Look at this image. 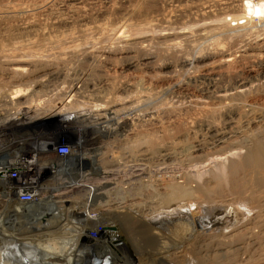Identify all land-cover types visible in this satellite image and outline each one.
Masks as SVG:
<instances>
[{"label": "rangeland", "instance_id": "374dc122", "mask_svg": "<svg viewBox=\"0 0 264 264\" xmlns=\"http://www.w3.org/2000/svg\"><path fill=\"white\" fill-rule=\"evenodd\" d=\"M65 1H66V3H69V1H71V0H59V5H60L59 7H61V12L63 13L64 18H66V16H67V18H69L70 20H72L74 22L76 20L77 21L81 20L83 23L89 24V21H92V20L93 21H100L106 17L109 19V21L111 23L113 21L119 20L122 16H124V17L128 18V21L130 22V23L128 22L129 26H130V24L132 26V27L130 26L125 31V34H124L125 37L134 38V37H137L138 35L140 37L141 36L142 37L140 39L139 38L136 39L138 41H136V40L131 41L134 45L131 42L129 43L130 45L132 44L131 47L134 46L133 48H130L131 52L129 53V55L128 54H120L119 52H118L119 53V55H118V53L116 52V54H114L115 57L112 58L111 55L112 56H114V55L109 54V57L107 58L108 55H106L105 59H103V57H105V56H102V60H101V55L95 54V53H94L95 55L93 53H91L93 55L86 54L85 56L76 55V59H75V56H74V58L72 57L73 59L69 55H65V57L63 56L64 59H62V57L60 56L59 59L61 61L55 60L53 58H48L50 60H46V61H49V63H46L44 67H42V66L32 67L33 64L29 65V67H27L28 64L24 65V68L26 67V69H24L26 72H24L23 75L21 74L22 77L20 76V73L19 74L13 73L9 70V68H7L5 70L6 67L0 66V68H1L0 69V72H1L0 73V88H2L4 90L12 91L15 89L11 90V88H12L11 86H14L15 83H16L15 86H17L19 83V85H18V86H20L19 88L24 90V91H22V93L23 92L25 93V91L27 92V94L25 96V97H27V95L28 96L31 95L30 90H33L34 92H36L38 87H40L38 90L40 93L38 95H36V93H35L33 95V97L30 98L31 100H35L34 102H25L24 103L23 100L25 98H22L24 96H22L21 98L18 97V99H14L15 102H20L18 107H16V109L11 110L12 107L9 106V108L7 107L8 109H10L9 111H1L0 112V129L6 128V127H7L6 129L15 128V126H12L11 128H9L12 125L11 124L12 122L11 123L9 122V121H11L9 116L19 112V110L21 108H25V107L30 106V105H35L37 102H41V104H43L42 107L46 106L45 110L52 109V107H53V110L54 109L56 110L58 108L56 110V112H59V114L60 113L61 114H66V113L67 114H69V113L70 114H78V113H80L79 115L82 118H83V115H86V114H92L93 116H96V115L99 116L100 115V117H102V118L98 117L101 120L102 124H101V122L99 123L100 120L98 122L91 120L92 117H88V118H90V120H82L83 122L80 121V123H79L81 126H84V127H82V130L79 133L80 137L83 140L82 141V148L79 152L85 154L86 157H88V161L85 164H83V166H81V169L83 172L82 174L83 175H87V174L89 175V176H87V178H89V183L92 186L97 188L96 194L99 195L98 198L100 200L99 201L97 199L96 203H93V204H90L88 202H85L83 204L87 205V207H89V208L92 207L91 210L93 209L95 204L96 205L98 204L99 206H101L100 210L102 211L103 209L108 210V206H110V208H111V205L113 207L110 210H112L114 208V206H117L114 204H117V202L119 203V202L125 201L126 204H129V203L135 204V206L133 208H134V210L137 209V212H138L137 215H139L142 212L146 216V217L144 216V218L157 219L158 221H157V224L155 223L154 225L150 226V229L152 231L151 230L144 231V235L146 234L147 236H140L141 233H138L135 236L136 241L134 240V243H133V241H132V243L134 245H137V246H134L132 244H131V246L125 245L127 248L129 247L127 250H126V248L125 249L123 248L124 246H122V245H124V244H121L122 243L121 241L115 243L116 242V241H114L115 239L110 241L112 243V245L109 248H107V249L104 248L102 250H99L98 247L103 244L102 243L103 241H100V242H98L99 240L93 241V243H99V244L97 246H93L92 249L89 250V252L85 251V254L88 255L87 259L91 262L93 260L98 261V263H96V264H103V263L104 264H137L138 261H139L138 264H142V263L143 264H158V263L159 264H174V263L175 264H263L264 263V169L262 170V174L260 171L261 179L258 182H256L255 179L257 178L256 176L258 174H256V173L251 174L247 170H242L241 172L238 171V172L231 173V168H232L231 166H232V164L236 163L237 161H241L242 159L245 158V156L247 155V153L251 147V146H249V145H251V142H253V143L257 142V141H254L256 138H258V141H259V140H262V138L264 137V133H263V131H264V119H263L264 118V116H263V114H264V92L262 90H259V91L255 90V92L257 91V93H255V92H253V93L256 95H253L252 92L249 94H246L248 98H246V96L244 94L243 100H246V101H243V102H245L246 105L245 104H243V105L245 108L242 106V104L239 105L240 102H238L239 100L242 101V99H241L242 96L240 98L238 97V98L232 99L233 101L230 100L228 102L229 104H225L227 101L224 102V104H223V102L220 103L218 101H216V103H215L214 102L215 100H213V101L212 100H209V101L204 100L206 102H204L203 105H204V107H206L207 110L209 108V110H208V112H206L204 114L201 113L200 115H198L196 117H194L195 113L192 110H190V108H188L187 105H189V104H186V103H188L187 101L189 100L188 96H190V93H191L190 91L195 90L196 92H201L202 90H206V89L209 90L208 81H205L206 79L201 78L202 77L201 74L202 75L206 74L204 71H209V69H210L209 67L212 66L209 73H212V72L214 73V71H215V74H216L219 71L220 74H228L227 77L229 76L228 77L229 81H232L236 77L242 78L244 76V78H245L246 77V75H245L246 69L250 68V69L255 70V71L258 70L259 69L258 66H260L262 64V62H264V56L261 58V60L260 59L255 60L254 63H253V60L249 59L251 61V64L248 62L249 60L247 61V59H245L247 62L245 60L242 61L243 59L242 60L238 59L240 61V62H238V60L236 59L237 63L235 61L234 65L232 63L230 65V67H228L227 70L229 72L226 69L223 70V72H221L222 69L218 70L213 65L209 66L208 63H210V62H205V64H203V65L196 66L193 71H190L193 74V76H192L193 80H191L192 81L191 84L189 83L190 87L188 88L189 91L187 92V94L189 92L190 93L188 95L186 94V92L179 94L178 92H175L174 90H170V88L167 85H165L164 83H161L162 79L161 78L159 79V77L163 78V75H162V73H160V70H158V69L156 70V68L158 67L156 65H159L161 62H164V61H170V62L174 61L173 56H171V55L166 56L163 54V51H162V49L164 48L163 47L164 44H166L170 40H173L172 37H168V34H171L174 30L183 29L185 26L191 27V25H192V28H193L194 27L193 26V24H194V21H193L194 18L193 17H195L194 15H198L201 12V10H203L202 5H203V2H205V0H202V2H201L202 5L200 3H196V2H195V4H194V2L193 3H190V2L185 3L184 2V1H188V0H184V1H182V0H118L117 1L116 0L117 2H115L116 4L113 6V8H111V10L107 9L103 5V4H105V2H104L105 0L104 1L103 0H80L82 5L85 7V12H82L80 15L79 14L75 15L76 17L72 16L71 14L69 15L68 13L63 11L62 8L66 5ZM236 1L239 5L241 4L242 6L246 7V4L249 3L251 0H236ZM259 1L262 3V6L264 7V0H259ZM60 2H62V3H60ZM75 2L76 1L74 0L72 2V4H74ZM240 2H242V3H240ZM252 2L254 3L255 0H252ZM255 4H257V2H255L254 5ZM62 5H64V6H62ZM216 9L217 8H214L212 10L215 11ZM188 12H189V14H188ZM216 14L217 13H215V15ZM80 18H82V19H80ZM166 20H168V21L170 20V21L166 23L165 22ZM227 20H229V18H227ZM149 21H153V26L155 25L154 26L155 28L154 27L152 28L153 32H151L152 30H149L147 32V29L145 30V25L142 24L143 22L145 23V22H149ZM253 22H254L253 23L254 25L257 23L256 18L253 19ZM142 25H144V28H141ZM256 25H257L256 28H258L259 25L258 24H256ZM172 29H173V31H172ZM1 32L2 31H0V34H1ZM126 32H129V33L131 32V33L130 34L127 33V35H126ZM165 33H166V35H165ZM154 34H155V36H154ZM157 34L162 35V36H159ZM128 35H130V36L128 37ZM132 35H136V36H132ZM150 35H151V37L153 36L154 38L153 37L151 38ZM204 40L203 39L199 40V38L196 36V34H193V37H191L188 41L189 43H192V44H189L188 42L184 43V41L179 42L177 40L180 44V46H179V49L181 51L180 53L183 54L184 57H185V55L188 56V58H191L193 55L196 56L198 54V52L203 51V53H204L205 52L204 50L207 51V48L210 45L209 43L211 42L209 39H204ZM112 42L114 43V41H111V40L106 41V42H102L103 44L100 43L101 45L99 47H103L104 45L105 46L109 45L110 48L111 47L113 48L114 46L116 47L117 42H115V45ZM122 43H121V45H120V43L119 44L117 43V47L119 48V47L125 45L124 43L123 44ZM110 44H112L113 46ZM91 45L92 44L85 45V47L83 46V48L85 49V51H87L89 53V52H91L90 50H92L93 48L90 47L89 48L90 50L89 49L86 50L87 49L86 47H89ZM118 45H120V46H118ZM194 45H195V47H194ZM105 46L103 48L107 49ZM109 46H107V47L109 48ZM113 49H115V48H113ZM187 50H188V53H187ZM26 55H27V57H29V59H27L25 54H20V56L18 55V57H17V55L16 56L14 55V57H12V58L16 59V57H17V59L26 58V60H32V59L35 60V58L33 56L31 58V56H29V54H26ZM87 55L89 58L87 57ZM146 55L152 57V62H154V65L152 63L153 66L147 65L151 61L148 60L149 61L148 62L147 60H143V59H145L143 57L149 58ZM23 56H25V57H23ZM67 56H69L70 61L72 60L71 61L72 63L69 62L68 58L66 59ZM77 56L79 58L78 60H81V61L77 62L78 61ZM92 56H94V57H92ZM95 56H97V57H95ZM123 56H125V58ZM141 56H143V57H141ZM1 57H0V62L3 59ZM129 57L131 59L128 60ZM153 57L154 58L156 57L155 60L153 59ZM111 58H112V61L110 60ZM82 59H83V61L86 60L85 63L86 64L88 63V66L85 67L86 64L82 61ZM96 59H99V61ZM108 59L110 61H107ZM66 60H68V61H66ZM113 60H115V61H113ZM126 60L133 62V68L134 69L133 68L128 69L126 67ZM139 60L142 63H139ZM66 62L70 63L69 64L70 66L69 65L67 66ZM105 62H106V64H105ZM157 62H159V63L157 64ZM243 62H246V63H243ZM63 63H66V64H64V67L62 65ZM80 63L81 64L83 63L82 66L80 65ZM89 63L90 64L92 63V66ZM155 63H156V65H155ZM76 64H78V65L76 66ZM257 64H258V66H257ZM72 65H74V66H72ZM96 65H97V67L98 66H100V67L97 68ZM206 65H208V66H206ZM89 66H91L90 67L91 69H89ZM201 66H203V67L205 66V67L201 68ZM70 67H72V69L75 68L78 70H75V69L72 70V69H70ZM82 67H84V70H82L83 69ZM34 68H36V69L39 68V70H37L39 73L38 72L34 73V70L36 71V69H34ZM213 68L217 69V71L214 70ZM40 69H42V70H40ZM79 69H80V71L82 70L81 72H82L83 76H86V74H88V73H89V75H92V76H90L91 77L90 81L92 83L94 82L95 84L93 83V85H91L92 83L89 81V82H87V84L82 82L81 84H83V85H81V84L79 85V83H80L79 81H83L82 80L83 76L81 75L82 77H80L81 72L79 71ZM88 69L91 71V73L95 70L93 72L95 74H91ZM96 69L97 70L99 69L98 73L100 75L98 73L96 74V72H97ZM153 69H155V70L153 71ZM7 70H9L8 73H7ZM87 70H88V72H87ZM150 70H152L153 72ZM31 71H33V72H31ZM50 71H52V72H50ZM225 71L228 73H225ZM57 72L60 74L64 73L63 75H67V79H66V77L64 79L57 78L58 80L56 78L53 79L52 75L56 74ZM32 73H33V75H32ZM155 73H156V75H155ZM158 73H160V74L157 75ZM184 73L185 72H182L180 70L177 71V79H176L177 82H187L186 81L187 77H185L186 75ZM191 73H190V75H192ZM232 73H233V75H232ZM18 75L20 78L18 77ZM49 75H50V77L51 76L52 77L50 78ZM96 75H97V78H96ZM33 76H34V78H33ZM42 76L43 77L45 76V77L43 78ZM8 77H9V79H8ZM10 77L12 78V80ZM15 77H17L18 79H16ZM24 77H26L27 80H25ZM41 77H42V80H41ZM5 78L8 80H6ZM38 78L40 81H38ZM215 78H219V77L215 76ZM215 78H214V80H217L216 86L218 85L219 87H222L220 85L226 83L225 79H221V78L215 79ZM15 79H16V81H15ZM245 79H247V78H245ZM13 80H14V82H13ZM23 80H24V82H23ZM93 80H95V81H93ZM222 80L224 81V83H222L223 82ZM6 81H9L8 83L10 85ZM17 81H18V83H17ZM35 81H37V82H35ZM103 81H104V85H103V83H100ZM4 82H6V84H4ZM27 82L28 83L30 82V83L28 84ZM33 82H35V85L38 84V86L37 85L35 86ZM41 82H42V84H40ZM48 82H50V83L48 84ZM96 82H98V83H96ZM134 82L136 84L137 89L135 87V84H133ZM24 83L25 84L27 83L28 85H25ZM31 83H33V84H31ZM77 84H78V86H77ZM86 85H88V86H86ZM132 85H134V86H132ZM71 86L73 88L74 87H78V88L75 89V92L69 93L68 91H69ZM91 86H94V89L92 87L93 91L91 89ZM105 86H108V87H105ZM124 86H126V87H124ZM131 86L135 87V88H133L134 90H132ZM142 86H143V88H142ZM32 87L34 89L35 88H37V89L34 90ZM128 87H131V90ZM122 88H126L125 92H124V89H122ZM98 89H99V91H98ZM102 90L104 91V94H107V96L104 95V97L106 96L105 98L99 97L103 93ZM113 90H114L115 94L113 93ZM128 90H130V91H128ZM126 91H128V92H126ZM132 91L135 93H133ZM98 93H101V94L99 95ZM94 94L95 95L98 94V95L94 96ZM248 95H250L251 97H249ZM108 96H110V97L108 98ZM113 96H115V98H113ZM111 98L116 100V102L120 99L117 102L118 107L114 106L115 108H113L114 110H117L118 108H119L118 110H120L119 112L115 113L114 120H110L106 116L107 113L109 112L108 111L109 106L111 107L112 105L116 104V102L114 100H112ZM249 98H251L252 100H248ZM43 99H45V100H43ZM236 99H237V101L234 102V100H236ZM111 102H112V104H111ZM207 102L208 103L210 102V103L208 104ZM230 102H234V103L231 104ZM251 103H252V105H254L253 107L250 106ZM184 104L186 106H184ZM205 104H208V107ZM235 105H237V107ZM165 106L166 107L170 106V109L168 110V112L170 114L171 113L177 114V112H180V114L178 113L179 115H181L180 118H184V119L186 118L187 122H190V123H188V125L190 124V126L185 127V130L187 129L186 131L184 130L185 134H184V132L180 133L181 129H179L180 126H178L179 122H176L178 120H176V121L173 119H171V120L168 119L167 121L165 120L166 114H165V112H162V110L164 111V109L166 108ZM184 107L185 108L187 107L188 111L184 110L185 109ZM238 107H239V109L244 108V110L243 109L240 110L241 114H239V115H237L238 113L236 114L237 111L239 112ZM249 107H252L254 109L251 111ZM161 108H162V110H161ZM180 109L183 111V113L185 111L186 112L183 114L180 111ZM246 109H247V111H245ZM235 110H237V111H235ZM188 112H190V113H188ZM227 112H230V114H229L230 117L227 115L228 114ZM234 112H235V114H234ZM163 113L165 116L163 115ZM252 113L255 115L253 116ZM256 113H258L257 115L260 114L259 117L256 115ZM248 114H251V115H248ZM151 115L152 116L154 115V117L157 115L156 117L160 116L161 118L159 117L160 120L157 119L156 121H152L153 118ZM231 115H233V116H231ZM240 115H241V117H240ZM105 117H107L106 118L107 120L105 121V124H103L104 123L103 120ZM187 117L189 119H187ZM255 117L257 118L258 121L256 120ZM261 117H263V118H261ZM86 118L87 117H85L84 119H86ZM191 118H193V119L195 118V120H193ZM230 118H231L232 122L230 121ZM260 118L262 119V121H260ZM228 120L230 122H228ZM254 121H256V122H254ZM71 122L72 121H69L70 127H71ZM158 122L161 124H159ZM173 122L176 125L173 124ZM252 122H254V123H252ZM156 123H157V125L159 124L160 126L159 125L158 126L162 127L163 130L161 128L159 129L158 126H156ZM192 123H193V126H192ZM229 123H230V125H229ZM3 124H5V125H3ZM213 124L216 126V128H218L219 130H222L224 133L226 132L227 134H230V135H227L228 137L227 136L223 137L222 143H216L218 138H212V136L208 135L205 132V127L208 125H213ZM2 125H3V127H2ZM154 125H155V127H154ZM173 125H174V127H173ZM48 127L52 128L54 131H56L54 125H50L47 127L44 126L42 128L44 129V128H48ZM74 127L77 128L76 126H74ZM156 128L159 130H157ZM19 129H25V128L19 127ZM88 129H90V130H88ZM160 130L162 131V133L164 132L163 135H162V133H159ZM41 131H42V129H41ZM18 133L19 132H14V133L10 132L9 134H7L8 139L12 140V138L14 137L12 141L15 140V142L23 144V142H20V140H19L21 133L19 135H18ZM57 133H60L61 136L64 135V134H61V131H58ZM11 134H12V136H11ZM74 135L75 134L72 135V133L68 132L67 135H65V136L67 137V139L71 140V142L73 143V140L76 138V135L75 136ZM16 136H18V137H16ZM236 137H237V139H236ZM259 137H261V138H259ZM182 138H183V140H181ZM249 139L252 141L248 142ZM221 141H222V139H221ZM161 142L163 144V150L166 149L165 151H163L161 148V146H162ZM169 143L170 144L172 143L171 145L173 147V151H170V156L167 154V148L170 145ZM208 143H210V144H208ZM165 144H168L167 147L165 146ZM164 147H166V148L164 149ZM159 148H160V150H159ZM155 150H157V151H155ZM176 152H178V153H176ZM235 152H237L238 155ZM173 177H175V178H173ZM186 177H188V180H186L187 179ZM181 178H183L182 181H181ZM169 179H171V180H169ZM236 180H238V181H236ZM136 182H139L141 184L136 183ZM168 182L171 184L174 183L177 187H183L185 185V183H187L186 184L187 187L193 186L192 188L198 187L201 189V193L197 194L198 195L197 197L194 196V198H186V199L179 198L176 201L177 204H185L184 207H188V211H187L188 216L187 217L180 218V216H178V218H177V216H174V215L172 216L171 214H170L171 215L170 216L165 211L166 209H164L165 207H164L163 202L160 203V200H161L160 198L161 197L164 198L166 196L165 194L167 192V188L165 186ZM234 182H239L240 184H242L241 185L242 188H240L239 190H235L234 189V186H235ZM260 182H261V184H260ZM148 183L151 185V187L153 185H155L154 186L155 188L153 187V189L155 191V193L153 195H152L150 190L146 191V190L142 189L143 191L141 190L138 193L136 192L138 186L141 185V186H145V188H146ZM216 186H217V188H216ZM212 188H214V189H212ZM204 190L206 193H209V195H208L209 199L208 198L205 199L206 193L204 192ZM212 190L213 191L215 190V191L213 192ZM106 191H108V192H106ZM207 191H209V192H207ZM65 192H67V191H65L63 189L59 190V193L63 194ZM149 194H150V196H149ZM202 195H204V196H202ZM82 196H83V192H80L77 189L76 190L74 189L73 191H69V193L65 197H63L62 199L67 201V198H68V202H69V199H70V202L71 201L79 202L78 200H80V197L81 198L85 197V195L83 197ZM152 196H154L153 197L154 200H152ZM193 202H194V204L196 203V205L197 204L199 205V206H197L198 209L193 205ZM202 202H204L205 204ZM159 203H160L161 207H159ZM69 204H70V206H69L70 208L69 207H67V208L63 207L62 209H59V211H57V215H59V218H61V217L64 218L65 216H68L69 221H73L75 219L74 222L75 223L77 222V224L78 223L80 224L82 222L81 223L82 226L83 225L85 226L86 224H88V222H84L85 220L82 221V217H83V216H81L82 210L80 208H78L79 205H76L75 207L72 208V206H71L72 203H69ZM207 205L211 206V208L207 209L206 208ZM102 207H104V208H102ZM199 207H200V209H199ZM223 207H225V208L223 209ZM64 208L66 210H64ZM94 208H96V207H94ZM159 208H160V211H159ZM201 208H202V210H201ZM148 210H149V213H148ZM131 211H133V210H131ZM155 211H156V213H155ZM206 211H207V214H206ZM90 214L93 215L94 212H92ZM103 215L104 216H102V218H101V225L103 227L106 223H108L110 226L111 222H113V221L118 222V220L116 218L115 219L114 218L109 219V216H110L109 214H107L109 216H107L105 214H103ZM46 216H47V214H45L44 216L41 215L42 218L46 217ZM160 216H162V217H160ZM1 218H2V222H1L2 225H5V220H3V217H1ZM52 218L53 217L48 219V221H52ZM191 218H193V220H191ZM142 221L143 220L141 219V221H139V223L142 224ZM176 221H177V223H176ZM145 222H147V221H145ZM162 222H164V223L162 224ZM167 222L172 223L171 225H173V227L175 224L185 225V227L187 228L188 231L186 233L183 232V235L181 233L179 234V233H177L178 231H176L173 228L168 229L166 227ZM8 223H10V221H8ZM19 224H20V226H22L23 222H22V224H21V222ZM64 224H66V227H68L67 223H64ZM187 224H189L190 227H189V225L187 227L186 226ZM191 224L196 227L194 230L191 229L193 227ZM200 224L203 225V227H202L203 231H205L206 233L198 228V227L202 226ZM146 225H147V223H146ZM240 225H241L240 228H233V227H237ZM133 226H135V227L137 226L135 224V222H134ZM143 226H145V223ZM156 226H158L159 228ZM137 227H139V226H137ZM154 227H155V229H154ZM225 228L226 229L229 228L230 230L227 233H223L224 230H226ZM231 229H232V231H231ZM169 230H170V232H169ZM220 230L221 231L223 230V232H221ZM85 231L87 232L88 229ZM174 231H175V233H174ZM195 231H196V233H195ZM247 232H248V234H247ZM75 235L81 237L77 232H75ZM247 235H249V236H247ZM226 236H228V237H226ZM99 239H100V234H99ZM158 239H159V241H158ZM157 242H160V243H158V246H156L159 249L161 248L160 247L161 245L163 248H164V246H168L170 249H174V247H175V249L173 251L169 252L168 254L172 255L173 252H177V253L180 252V253H178V254L176 253L173 256H170V259H168L170 262L168 260H166L165 258L161 259L160 256H158V255L156 256V254H153L151 256H146V255L141 254L142 253L141 251L145 247L155 246ZM51 245H53L51 248L60 249V252L63 255L67 254L69 251V248H67L65 246H61V244L59 242L51 243ZM88 246L89 245L86 244V247H88ZM193 246H194V248H193ZM185 247H186V249L187 248H189V249L186 250ZM130 248H132V249H130ZM132 250L134 253L132 252ZM47 251H50V249L48 248ZM47 251L45 252V254H46V257L44 260L45 263H49V260H46V258H47V255L51 253V252H47ZM75 251H76V248H74V252ZM181 251L184 253L182 254ZM54 253L58 254L59 252L54 251ZM136 253H137V255H136ZM207 253H209V254H207ZM74 256H75V254H74ZM162 256L164 257V255H162ZM77 257H79V254L77 255ZM138 257H139V259H137ZM177 257H179V258H177ZM249 257H251V259ZM153 259H155V260H153ZM80 260H81L80 263H82L83 259H80ZM100 260H102V261H100ZM135 261H136V263H135ZM173 261H175V262H173ZM61 264H63V263H61ZM71 264H75V262H72ZM76 264H78V262H76Z\"/></svg>", "mask_w": 264, "mask_h": 264}, {"label": "bare ground", "instance_id": "6f19581e", "mask_svg": "<svg viewBox=\"0 0 264 264\" xmlns=\"http://www.w3.org/2000/svg\"><path fill=\"white\" fill-rule=\"evenodd\" d=\"M74 0L69 1V3H66V5H62L64 6L62 9L64 12L68 13L69 15L71 14L72 16H75L77 14H81L82 12H85V7L82 5V3L80 2V0H75L76 2L74 4H72ZM104 1V0H103ZM118 1V0H117ZM116 0H105V4H103L107 9L113 8V6L116 4L115 2H117ZM184 1V0H182ZM103 2V3H104ZM186 2H190L195 4L196 3H200L202 2V0H188V1H184ZM257 2V4L254 5V3ZM255 2L253 3L252 0L246 4L245 6H242L241 4L239 5L237 3L236 0H205V2H203V7L201 10V12L198 15H194L195 17H193V28L192 25L191 27H184L183 29H178V30H174L172 29V33L168 34V37H172L173 40L170 41H166L167 43L164 44V48L162 49L163 54L164 55H171L174 58L173 62L170 61H164L161 62L159 65H155L158 66L156 68V70H160V73H162L163 78L159 77V79L161 78L162 82L165 85H167L170 90H174L175 92H178L179 94L181 93H185L187 94V92L189 91L188 88L189 83L191 84V80H193V74L190 71H193L195 69L196 66L199 65H203L205 64V62H210L208 63L209 66L213 65L215 68H217L218 70L222 69L221 72H223V70H227L228 67H230V65L233 63H235L236 59L238 60H242L244 61L245 59H247V61L249 59L253 60V63L255 60H261V58L264 56V7L262 6V3L259 0H255ZM62 3V2H60ZM206 3V4H205ZM242 3V2H240ZM64 4V3H63ZM184 5V4H183ZM193 5V4H192ZM59 0H0V57L3 58L2 61L0 62V66L2 67H6L5 70L7 68H9V70L13 73H20V76L22 77L23 73L26 72L24 69H26V67L24 68V65H27V67H29V65H32V67H36V66H42L44 67L46 63H49V61L46 60H50L48 58H53L55 60L61 61L59 59V57L61 56L62 59H64L65 55H69L71 56V58L75 56L76 59V55H83L85 56L86 54H91V53H95V54H99L101 55V60H102V56L103 59L109 57V54H116V52L120 53V54H128L131 52L130 48L131 45L133 44L131 41H134L136 39H140L141 37L137 36L134 38H127L125 37V31L131 26H129V21L127 17L122 16L119 20L117 21H113L110 23L109 19L103 18L100 21H89V24L83 23L80 19V21H72L69 18H64L63 17V13L61 12V7H59ZM194 6V5H193ZM181 7V6H180ZM214 8H217L215 11L212 10ZM187 12V11H186ZM214 13V14H213ZM215 13H217L215 15ZM86 14V13H85ZM189 14V12H188ZM191 14V13H190ZM65 15V14H64ZM192 15V14H191ZM71 17V16H70ZM76 17V16H75ZM100 18V17H99ZM227 18H229V20H227ZM256 18L257 23L259 26L258 28H256V24L254 25L253 23V19ZM87 19V18H86ZM170 21V20H169ZM168 20H166L165 22H169ZM82 22V23H81ZM85 22V21H84ZM129 22V23H128ZM241 22V23H240ZM142 24L145 25V30L147 29V32L149 30H152V28L155 26H153V21H149V22H143ZM144 25L141 26V28H144ZM132 27V26H131ZM155 28V27H154ZM256 30H255V29ZM130 30V29H129ZM144 30V29H143ZM132 31V30H131ZM146 32V33H147ZM153 32V30L151 31ZM129 32H126V35ZM131 33V32H130ZM129 33V34H130ZM170 33V32H169ZM193 34H196V36L199 38V40L201 39H209L211 42L209 43L210 45L207 48V51L204 50L205 52H198V54L196 56H192L191 58H188V56L185 55V57L183 56V54H181L180 49H179V42L184 41L188 42L189 39L191 37H193ZM159 35V34H157ZM166 35V33H165ZM130 35H128L129 37ZM132 36H136V35H132ZM131 36V37H132ZM155 36V34H154ZM162 36V35H159ZM151 37V35H150ZM153 37V36H152ZM151 37V38H152ZM166 37V36H165ZM148 38V37H147ZM154 38V37H153ZM171 38V39H172ZM196 38V37H195ZM166 39V38H165ZM170 39V38H169ZM114 41V45L115 42H117L118 44L123 42L125 45L121 46V47H117V43H116V47L114 46L113 49L110 48L109 45H104L107 49L103 48V47H99L102 42H106V41ZM150 40V39H149ZM168 40V39H167ZM179 42H178V41ZM138 41V40H136ZM135 41V42H136ZM178 43H177V42ZM205 41V40H204ZM132 43L131 45L129 43ZM201 42V41H200ZM108 43V42H107ZM106 43V44H107ZM122 43V44H123ZM189 43V42H188ZM199 43V42H198ZM90 45L89 47H86L88 50L90 47H92L93 49L90 50L91 52H87L85 51V49L83 48V46L85 47V45ZM103 44V43H102ZM109 44V43H108ZM137 44V43H136ZM187 44V43H186ZM192 44V43H189ZM201 44V43H200ZM112 45V44H110ZM118 45V46H120ZM134 45V44H133ZM109 46V48L107 47ZM113 46V45H112ZM188 46V45H187ZM192 47V46H191ZM195 47V45H194ZM200 47V46H199ZM182 48V47H181ZM198 48V47H197ZM139 49V48H138ZM142 49V48H141ZM204 49V48H203ZM133 50V49H132ZM186 50V49H185ZM184 50V51H185ZM199 51V50H198ZM201 51V50H200ZM115 52V53H114ZM142 52V51H141ZM183 52V51H182ZM118 53V55H119ZM140 53V52H139ZM143 53V52H142ZM184 53V52H183ZM188 53V50H187ZM20 54H25V56L27 57L26 54H29V56H32L35 58L32 60H26V58L24 59H17L18 55L20 56ZM91 54V55H93ZM94 54V55H95ZM14 55L16 57H14ZM149 55V54H148ZM153 55V54H152ZM22 56V55H21ZM23 56V57H25ZM64 56V57H63ZM69 56L66 57V59L70 58ZM98 56V55H97ZM95 56V57H97ZM131 56V55H130ZM144 56V55H143ZM141 56V57H143ZM147 56V55H146ZM80 57V56H79ZM88 57V55H87ZM94 57V56H92ZM100 57V56H99ZM111 57H115L111 55ZM118 57V56H117ZM122 57V56H121ZM125 58V56H123ZM132 57V56H131ZM149 58L143 57L145 59L143 60H149L151 61L149 64H147L148 66L154 65V62H152V57L151 56H147ZM30 58V59H31ZM43 58V59H42ZM72 58V59H73ZM89 58V57H88ZM112 58L110 59L112 61ZM156 58V57H155ZM155 58L153 57V59L155 60ZM27 59H29V57H27ZM74 59V60H75ZM78 56H77V60H78ZM86 59V58H85ZM84 59V60H85ZM93 59V58H92ZM95 59V58H94ZM122 59V58H121ZM127 59V58H126ZM131 59L130 57L128 58V60ZM142 59V58H141ZM54 60V61H55ZM88 60V59H87ZM99 61V59H96ZM109 59L107 61H110ZM126 60V67L129 68H133V62L132 61H128ZM133 60V59H132ZM153 60V61H154ZM238 60V62H240ZM68 61V60H66ZM81 60H78L77 62H79ZM83 61V59H82ZM86 61V60H85ZM85 61H83L85 63ZM95 61V60H94ZM115 61V60H113ZM128 61V62H127ZM146 61V62H147ZM148 61V62H149ZM246 61V60H245ZM246 61V62H247ZM57 62V61H56ZM55 62V63H56ZM76 62V63H77ZM101 62V61H100ZM145 62V63H146ZM243 62V63H246ZM251 64V61H248ZM62 63V62H61ZM67 63V62H66ZM63 63V67L64 64ZM72 63V62H71ZM98 63V62H97ZM109 63V62H108ZM136 63V62H135ZM139 63L140 62L139 60ZM159 62H157L158 64ZM237 63V61H236ZM261 63V62H260ZM57 64V63H56ZM59 64V63H58ZM70 63H67L66 65L68 66ZM83 64V63H82ZM82 64L80 63V65L82 66ZM86 64V63H85ZM84 64V65H85ZM90 64V63H89ZM106 64V62H105ZM112 64V63H111ZM123 64V63H122ZM138 64V63H137ZM144 64V63H143ZM53 65V64H52ZM61 65V66H62ZM75 65V64H74ZM72 65V66H74ZM78 64H76L77 66ZM92 66V63L90 64ZM95 65V64H94ZM99 65V64H98ZM101 65V64H100ZM152 65V66H153ZM260 65V64H259ZM70 66V65H69ZM75 66V67H76ZM88 66V63L85 65V67ZM89 66V69H91ZM123 66V65H122ZM125 66V65H124ZM137 66V65H136ZM208 66V65H206ZM258 66V64H257ZM31 67V68H32ZM57 67V66H56ZM60 67V66H59ZM79 67V66H78ZM97 67V65H96ZM100 67V66H98ZM97 67V68H98ZM139 67V66H138ZM203 66H201L202 68ZM205 67V66H204ZM203 67V68H204ZM212 67V66H211ZM211 67H209L211 69ZM235 67V66H234ZM245 67V66H244ZM68 68V67H67ZM84 70V67H82ZM88 68V67H87ZM95 68V67H94ZM124 68V67H123ZM151 68V67H150ZM153 68V67H152ZM207 68V67H206ZM224 68V69H223ZM248 68V67H247ZM258 70H252V69H246L245 70V75L247 79L244 78V76L241 77H236L234 78L232 81H229V76L227 77L228 74H220V72L218 71V73L215 74L214 73H209V71H204L206 74L202 75L201 74V78L206 79L205 81H208L209 83V90H202L201 92H196L194 91H190V96H188L189 100L187 101L189 104L187 105L188 108H190V110H192L195 114L194 117L200 115L201 113L204 114L206 112H208V110L206 109V107H204L203 103L206 102L204 100H215L214 102L216 103V101L218 102H226L225 104H229L228 102L234 98H240L242 101H238L240 102L239 105L242 104V106L244 107L243 104H245L246 100H243V95L245 94L246 98L247 95L249 93H253L255 92V90H262L264 92V62H262V64L260 66H258ZM1 69V68H0ZM4 69V68H3ZM36 69V68H34ZM33 69V70H34ZM45 69V68H44ZM66 69V68H65ZM70 69H72V67H70ZM75 69V68H73ZM72 69V70H73ZM86 69V68H85ZM88 69V70H89ZM134 69V68H133ZM214 69V68H213ZM217 69H214L217 71ZM238 69V68H237ZM7 70V73L8 71ZM28 70V69H27ZM36 69L35 72H38ZM42 70V69H40ZM78 70V69H75ZM81 70V71H82ZM87 70V72H88ZM99 70V69H98ZM98 70L96 69V74L98 73ZM155 69H153L154 71ZM180 70L182 72H185L184 75L185 77H187V82H177V71ZM232 70V69H231ZM243 70V69H242ZM71 71V70H70ZM80 71V69H79ZM80 71V72H81ZM90 71V70H89ZM93 71V70H92ZM95 71V70H94ZM93 71V72H94ZM152 71V70H150ZM152 71V72H153ZM228 71V70H227ZM240 71V70H239ZM238 71V72H239ZM29 72V71H28ZM33 72V71H31ZM30 72V73H31ZM52 72V71H50ZM75 72V71H74ZM90 73L91 74H95V73ZM101 72V71H100ZM192 75H190V73ZM197 72V71H196ZM229 72V71H228ZM225 71V73H228ZM232 72V71H231ZM1 73V72H0ZM39 73V72H38ZM42 73V72H41ZM49 73V72H48ZM54 73V72H53ZM79 73V72H78ZM160 73H158L157 75H159ZM180 73V72H179ZM237 73V72H236ZM11 74V73H10ZM22 74V75H21ZM64 74V73H63ZM60 73H56L53 76V79H57V78H62L64 79L66 77L67 79V75H63ZM99 74V73H98ZM109 74V73H108ZM107 74V75H108ZM196 74V73H195ZM231 74V73H230ZM235 74V73H234ZM33 75V73H32ZM37 75V74H36ZM42 75V74H41ZM44 75V74H43ZM47 75V74H46ZM74 75V74H73ZM82 75V72L80 73V77ZM85 75V74H84ZM88 75V76H87ZM100 75V74H99ZM156 75V73H155ZM161 75V76H162ZM233 75V73H232ZM14 76V75H13ZM29 76V75H28ZM31 76V75H30ZM40 76V75H39ZM51 76V77H52ZM92 75L86 74V76H83V81H79V85L83 82L85 84H87V82H89L91 79ZM195 76V75H194ZM215 76L219 77V78H215ZM19 77V75H18ZM43 77V76H42ZM41 77V80H42ZM45 77V76H44ZM43 77V78H44ZM48 77V76H47ZM50 77V75H49ZM50 77V78H51ZM70 77V76H69ZM77 77V76H76ZM79 77V78H80ZM101 77V76H100ZM113 77V76H112ZM140 77V76H139ZM155 77V76H154ZM158 77V76H157ZM11 78V77H10ZM14 78V77H13ZM16 79H18L17 77H15ZM20 78V77H19ZM25 80L26 77H24ZM23 78V79H24ZM34 78V76H33ZM49 78V79H50ZM78 78V79H79ZM97 78V75H96ZM156 78V77H155ZM215 79H225L226 83H224V81L222 83V87H219L218 85L216 86V82L217 80ZM6 79V78H5ZM9 79V77H8ZM6 79V80H8ZM15 79V81H16ZM30 79V78H29ZM28 79V80H29ZM37 79V78H36ZM48 79V78H47ZM93 79V78H92ZM99 79V78H98ZM112 79V78H111ZM12 80V78H11ZM20 80V79H19ZM58 80V79H57ZM96 80V79H95ZM93 80V81H95ZM143 80V79H142ZM157 80V79H156ZM10 81V80H9ZM9 81H6L7 83ZM22 81V80H21ZM32 81V80H31ZM38 81L39 78H38ZM49 81V80H48ZM99 81V80H98ZM154 81V80H153ZM6 82H4V84H6ZM14 82V80H13ZM24 82V80H23ZM37 82V81H35ZM35 82L34 85H35ZM47 82V81H46ZM61 82V81H60ZM69 82V81H68ZM91 82V81H90ZM107 82V81H106ZM128 82V81H127ZM137 82V81H136ZM160 82V81H159ZM219 82V81H218ZM11 83V82H10ZM18 83V81H17ZM28 83V82H27ZM25 85H28V84ZM31 83V84H33ZM39 83V82H38ZM44 83V82H43ZM50 82H48L49 84ZM75 83V82H74ZM92 83V82H91ZM90 83V84H91ZM94 83V82H93ZM93 83L91 85H93ZM98 83V82H96ZM103 83L104 85V81L100 82ZM138 83V82H137ZM196 83V82H195ZM221 83V82H220ZM2 84V83H1ZM9 84V83H8ZM12 84V83H11ZM16 84V83H15ZM11 86V90L15 89V90H4L2 88H0V112L1 111H9L10 107L11 110L16 109V107H18L20 102H15L14 99H18V97H22L25 98L23 101L25 102H34L35 100H31L30 98L33 97V95L36 93V95H38L40 92L38 91L40 87L35 88L37 89L36 92H34L33 90L31 91V95L27 97L26 94L27 92L25 91V93L22 91L21 88H19L20 86L19 83L17 86ZM42 84V82L40 83ZM95 84V83H94ZM106 84V83H105ZM135 84V82L133 83ZM144 84V83H143ZM159 84V83H158ZM204 84V83H203ZM10 85V84H9ZM23 85V84H22ZM38 86V84H36ZM35 85V86H36ZM75 85V84H74ZM83 85V84H81ZM131 85V84H130ZM32 86V85H31ZM40 86V85H39ZM42 86V85H41ZM44 86V85H43ZM46 86V85H45ZM78 86V84H77ZM88 86V85H86ZM99 86V85H98ZM122 86V85H121ZM134 86V85H132ZM131 86V87H132ZM208 86V85H207ZM94 89V86H91V89ZM108 87V86H105ZM126 87V86H124ZM131 87L130 88L131 90ZM136 87V84H135ZM132 87V90H134ZM141 87V86H140ZM33 88V87H32ZM78 87H70L69 89V93H73L75 92V89ZM99 88V87H98ZM115 88V87H114ZM143 88V86H142ZM34 89V88H33ZM34 89V90H35ZM92 89V91H93ZM103 89V88H102ZM106 89V88H105ZM108 89V88H107ZM125 89L126 88H122ZM137 89V87H136ZM87 90V89H86ZM128 90V91H130ZM169 90V91H170ZM83 91V90H82ZM99 91V89H98ZM103 91V90H102ZM112 91V90H111ZM123 91V90H122ZM126 91V92H128ZM164 91V90H163ZM261 91V92H262ZM29 92V91H28ZM109 92V91H108ZM133 92V91H132ZM165 92V91H164ZM91 93V92H90ZM102 93V92H101ZM101 93H98L99 95ZM107 93V92H106ZM111 93V92H110ZM114 93V90H113ZM123 93V92H122ZM135 93V92H133ZM167 93V92H166ZM173 93V92H172ZM188 93V94H189ZM257 93V91L255 92ZM30 94V93H29ZM96 94V95H98ZM109 94V93H108ZM115 94V93H114ZM187 94V95H188ZM74 95V94H73ZM94 94V96H96ZM104 95L107 96V94L103 93L101 94V96L99 97H104ZM129 95V94H128ZM253 95H256L253 93ZM252 95V96H253ZM105 96V97H106ZM244 96V97H245ZM249 97H251L250 95H248ZM104 97V98H105ZM110 96H108L109 98ZM96 98V97H95ZM113 98H115V96H113ZM123 98V97H122ZM125 98V97H124ZM245 98V99H246ZM50 99V98H49ZM103 99V98H102ZM112 99V98H111ZM119 99V98H118ZM117 99V100H118ZM45 100V99H43ZM62 100V99H61ZM98 100V99H97ZM106 100V99H105ZM109 100V99H108ZM107 100V101H108ZM114 100V99H112ZM120 100V99H119ZM118 100V101H119ZM248 100H252L251 98H249ZM49 101V100H48ZM63 101V100H62ZM116 102V100H114ZM117 101V102H118ZM125 101V100H124ZM233 101V100H232ZM237 101L234 100V102ZM80 102V101H79ZM94 102V101H93ZM113 102V101H112ZM111 102V104H112ZM116 102L115 105H112L111 107L109 106L108 109V113H107V117L110 120H114V115L115 113L119 112L120 110H114L113 108H115L114 106L118 107V103ZM126 102V101H125ZM217 102V103H218ZM234 102H230L231 104ZM242 102V103H241ZM250 102V101H249ZM110 103V102H109ZM185 103V102H184ZM208 103V102H207ZM210 103V102H209ZM208 103V104H209ZM213 103V102H212ZM208 104L207 105L208 107ZM230 104V105H231ZM236 104V103H235ZM43 104H41V102H37L35 105H30L27 106L25 108H21L19 110V112L12 114L9 116V118L11 119V121H9L12 125L9 127L11 128L12 126H15V128H11V129H6V128H1L0 129V133H3L4 131L8 130V132H17L19 130V127L22 128H27V129H34V130H41L42 127L44 126H50V125H54L55 126V133L57 135H60V133H57L58 131H61V134H64L63 136L67 135V133H72L76 135V138L73 140L74 143V152H73V156L70 158L69 161H64V162H60L58 161V164H55L54 166H57V176L56 179L58 182L60 183H65L68 184L69 187H71L72 190H78L80 192H83V196L85 195L84 198L80 197V200H78L79 202H74L71 201L69 199L68 202V198L67 201L60 199V198H52V197H47V198H42L36 202L33 203V205H30L29 207H22L21 204H17L15 203L12 204L10 207H6L9 211H5L4 213L2 211H0V264H71L72 262H78V264H96L98 263V261L93 260L92 262L89 261L87 259L88 255L85 254V251H88L90 249H92L93 246H97L99 243H93V241L95 240H99L103 241L102 245L98 247L99 250H102L104 248H109L112 243L110 242L111 240L116 241L117 242H122L121 244H124L122 246H124L123 248L126 250L129 248H127L126 246H131L134 245V240L136 241V235L138 233H141L140 236H147L146 234L144 235V231H149L150 226L154 225L155 223L157 224V219H149V218H144V214L141 212H139L140 214H138L137 209L134 210V206L135 204H126V202H117V206H114V208L112 210H110L113 206L111 205L108 206V210L103 209L102 211L101 206H99L98 204L91 210V208L87 207V205H84L83 203L88 202L90 204L96 203L98 198V194L97 193V188L92 186L89 183V178H87V175H83L82 173V169L81 166H83V164H85L88 161V157H86L85 154L79 152L82 148V138L80 137V131L82 130V127L79 123L82 120H90V118L88 117H92L91 120L93 121H99L100 119L98 117H100V115H96L93 116L92 114H86L83 115V118L80 117V113L78 114H59V112H56V110L58 109H54L53 107L52 109L49 110H45V107H42ZM134 105V104H133ZM140 105V104H139ZM246 105V104H245ZM67 106V105H66ZM150 106V105H149ZM153 106V105H152ZM163 106V105H162ZM184 106H186L184 104ZM199 106V107H198ZM232 106V105H231ZM237 107V105H235ZM250 106H254L251 105ZM8 107V108H7ZM125 107V106H124ZM166 107V106H165ZM233 107V106H232ZM248 107V106H247ZM249 107L250 110L252 111L254 108ZM106 108V107H105ZM153 108V107H152ZM185 108V107H184ZM188 108L186 107L184 110L188 111ZM234 108V107H233ZM241 108V107H240ZM245 108V107H244ZM244 108H242L244 110ZM252 108V109H251ZM113 109V110H112ZM164 109V108H163ZM170 109V106L166 107L164 109V111L162 110V112H165L166 114V118L165 120L167 121L168 119H173V120H178L176 122H179L178 126L180 130V133L184 132L185 127L186 126H190V124L188 125L186 118H180L181 115L180 112H177V114L175 113H169L168 110ZM183 109V108H182ZM237 109V108H236ZM239 109V107H238ZM237 109V110H238ZM239 109V112L240 110ZM63 110V109H62ZM178 110V109H177ZM229 110V109H228ZM234 110V109H233ZM232 110V111H233ZM235 110V111H237ZM180 111L183 113V111L180 109ZM185 111V112H186ZM247 111V109L245 110ZM249 111V110H248ZM255 111V110H254ZM253 111V112H254ZM47 114H46V113ZM61 112V111H60ZM90 112V111H89ZM160 112V111H159ZM184 112V113H185ZM192 112V113H193ZM238 111L236 112L237 115L241 114V112L239 113ZM105 113V114H106ZM156 113V112H155ZM154 113V114H155ZM161 113V112H160ZM179 113V114H178ZM183 113V114H184ZM190 113V112H188ZM228 116L230 114V112H227ZM244 113V112H243ZM249 113V112H248ZM262 113V112H261ZM46 114V115H45ZM82 114V113H81ZM153 114V113H152ZM182 114V115H183ZM235 114V112H234ZM245 114V113H244ZM243 114V115H244ZM253 114V113H252ZM258 113H256L257 115ZM159 115V114H158ZM164 115V113H163ZM189 115V114H188ZM247 115V114H246ZM251 115V114H248ZM255 114H253L254 116ZM260 115V114H259ZM259 115H257L259 117ZM262 115V114H261ZM150 116V115H149ZM152 116V115H151ZM157 116V115H156ZM154 117V115L152 116V121H156L157 119H159L160 116L158 117ZM165 116V115H164ZM190 116V115H189ZM233 116V115H231ZM236 116V115H235ZM252 116V117H253ZM264 116V114H263ZM85 117H87L86 119H84ZM105 117L103 120V124H105V121L107 120ZM191 117V116H190ZM230 117V116H229ZM241 117V115H240ZM102 118V117H100ZM161 118V117H160ZM164 118V117H163ZM162 118V119H163ZM256 118V117H255ZM263 118V117H261ZM260 118V121H262V119ZM187 119H189L187 117ZM193 119V118H191ZM190 119V120H191ZM197 119V118H196ZM244 119V118H243ZM264 119V118H263ZM151 120V119H150ZM160 120V119H159ZM189 120V121H190ZM195 120V118L193 119ZM257 120V118H256ZM69 121L71 122V127L69 124ZM147 121V120H146ZM174 121V122H175ZM227 121V120H226ZM231 121V118H230ZM228 120V122H230ZM234 121V120H233ZM252 121V120H251ZM250 121V122H251ZM258 121V120H257ZM83 122V121H82ZM101 122V120L99 121V123ZM160 122V121H159ZM158 122V123H159ZM173 122V124H175ZM232 122V121H231ZM256 122V121H254ZM252 122V123H254ZM91 123V122H90ZM171 123V122H170ZM102 124V122H101ZM100 124V125H101ZM161 124V123H159ZM158 124V125H159ZM163 124V123H162ZM169 124V123H168ZM227 124V123H226ZM5 125V124H3ZM2 125V127H3ZM7 125V124H6ZM156 123V126H158ZM176 125V124H175ZM230 125V123H229ZM228 125V126H229ZM258 125V124H257ZM8 126V125H7ZM74 126H76L77 128H75ZM160 126V125H159ZM158 128L162 129V127ZM164 126V125H163ZM171 126V125H170ZM193 126V123H192ZM227 126V127H228ZM155 127V125H154ZM174 127V125H173ZM218 127V126H217ZM92 128V127H91ZM164 128V127H163ZM226 128V127H225ZM230 128V127H229ZM94 129V128H93ZM96 129V128H95ZM134 129V128H133ZM157 129V128H156ZM157 129V130H159ZM173 129V128H172ZM13 130V131H12ZM90 130V129H88ZM163 130V129H162ZM187 130V129H186ZM185 130V131H186ZM227 130V129H226ZM97 131V130H96ZM177 131V130H176ZM241 131V130H240ZM173 132V131H172ZM171 132V133H172ZM195 132V131H194ZM205 132L212 136V138H218V140L216 141V143H222L223 142V137L230 135V134H226L222 131L219 130L218 128H216V126L213 125H208L205 127ZM159 133H162V131L160 130ZM164 133V132H163ZM162 133V135H163ZM264 133V131H263ZM185 134V132H184ZM187 134V133H186ZM206 134V135H207ZM234 134V133H233ZM241 134V133H240ZM74 135V136H75ZM82 135V134H81ZM188 135V134H187ZM205 135V134H204ZM242 135V134H241ZM12 136V134H11ZM70 136V135H69ZM184 136V135H183ZM240 136V135H239ZM261 136V135H260ZM18 137V136H16ZM188 137V136H187ZM205 137V136H204ZM208 137V136H207ZM228 137V136H227ZM14 138V137H13ZM12 138V140H13ZM186 138V137H185ZM184 138V139H185ZM230 138V137H229ZM261 138V137H259ZM222 139V141H221ZM232 139V138H231ZM235 139V138H234ZM237 139V137H236ZM257 139V140H256ZM254 141L257 142H251L252 140L249 139L248 142H251V146L247 155L245 156L244 159H242L241 161H237L236 163L232 164V168H231V173L234 172H238V171H242V170H247L249 173H256L258 174L255 179L256 182H258L261 179V175H260V171L262 174V170L264 169V137L262 138V140L258 141V138H256ZM11 140V141H12ZM90 140V139H89ZM183 140V138L181 139ZM186 140V139H185ZM210 140V139H209ZM233 140V139H232ZM15 141V140H14ZM214 141V140H213ZM174 142V141H173ZM205 142V141H204ZM211 143V142H210ZM208 143V144H210ZM225 143V142H224ZM159 144V143H158ZM162 144V142H161ZM170 144V143H169ZM172 144V143H171ZM169 145V147L167 148V154L170 156V151H173V147L172 145ZM239 144V143H238ZM250 144V143H249ZM168 144H165V146L167 147ZM201 145V144H200ZM213 145V144H212ZM159 146V145H158ZM161 146V145H160ZM217 146V145H216ZM223 146V145H222ZM232 146V145H231ZM240 146V145H239ZM93 147V146H92ZM157 147V146H156ZM164 147V149L166 148ZM230 147V146H229ZM243 147V146H242ZM153 148V147H152ZM162 150H163V144L161 146ZM180 148V147H179ZM237 148V147H236ZM241 148V147H240ZM239 148V149H240ZM155 149V148H154ZM158 149V148H157ZM219 149V148H218ZM226 149V148H225ZM160 150V148H159ZM166 150V149H165ZM163 150V151H165ZM195 150V149H194ZM220 150V149H219ZM231 150V149H230ZM153 151V150H152ZM157 151V150H155ZM190 151V150H189ZM169 152V153H168ZM207 152V151H206ZM166 153V152H165ZM178 153V152H176ZM237 154V152H235ZM138 154V153H137ZM238 155V154H237ZM167 156V155H166ZM174 156V155H173ZM229 157V156H228ZM165 161V160H164ZM174 161V160H173ZM177 161V160H176ZM201 161V160H200ZM171 162V161H170ZM183 164V163H182ZM168 166V165H167ZM83 168V167H82ZM162 169V168H161ZM165 169V168H164ZM142 170V169H141ZM174 170V169H173ZM187 170V169H186ZM165 171V170H164ZM152 172V171H151ZM162 172V171H161ZM194 173V172H193ZM191 174V173H190ZM214 175V174H213ZM229 175V174H228ZM152 176V175H151ZM165 176V175H164ZM230 176V175H229ZM254 176V175H253ZM59 177V178H58ZM217 177V176H216ZM155 178V177H154ZM175 178V177H173ZM188 180V177H186ZM190 178V177H189ZM196 178V177H195ZM214 178V177H213ZM160 179V178H159ZM183 178H181L182 181ZM185 179V178H184ZM217 179V178H216ZM171 180V179H169ZM174 180V179H173ZM190 180V179H189ZM224 180V179H223ZM68 181V182H65ZM214 181V180H213ZM238 181V180H236ZM248 181V180H247ZM157 182V181H156ZM139 183V182H136ZM184 183V182H183ZM249 183V182H248ZM254 183V182H253ZM141 184V183H139ZM152 184V183H151ZM187 183H185V185L183 187H177L174 183H167L166 184V188H167V192H166V196L164 198H160V203L163 202L164 204V209H166L165 211L170 215H174V216H180V218H185L188 216V207H184L185 204H177L176 201L179 198L182 199H186V198H194V196H198L197 194L201 193V189L200 188H192L191 187H187L186 185ZM244 184V183H243ZM261 184V182H260ZM124 185V184H123ZM165 185V184H164ZM217 185V184H216ZM234 189L235 190H239L242 184H240L239 182H234ZM155 185H153L151 187V185L148 183V185L146 186H138L137 188V193L140 192L142 189L143 190H150L152 195L155 193L153 187ZM196 186V185H195ZM198 186V185H197ZM255 186V185H254ZM137 187V186H136ZM155 188V187H154ZM165 188V189H166ZM205 188V187H204ZM208 188V187H207ZM217 188V186H216ZM158 189V188H157ZM164 189V188H163ZM214 189V188H212ZM136 190V189H135ZM142 190V191H143ZM216 190V189H215ZM214 190V191H215ZM213 191V190H212ZM213 191V192H214ZM244 191V190H243ZM108 192V191H106ZM205 192V190H204ZM209 192V191H207ZM157 193V192H156ZM206 193V192H205ZM204 193V194H205ZM241 193V192H240ZM251 193V192H250ZM82 194V193H81ZM80 194V195H81ZM140 194V193H139ZM215 194V193H214ZM106 195V194H105ZM164 195V194H163ZM209 193L205 194V199H209ZM249 195V194H248ZM82 196V197H83ZM150 196V194H149ZM200 196V195H199ZM204 196V195H202ZM105 197V196H104ZM103 197V198H104ZM125 197V196H124ZM154 196H152V200ZM241 197V196H240ZM244 197V196H243ZM72 199V198H71ZM147 199V198H146ZM151 199V198H150ZM199 199V198H198ZM220 199V198H219ZM103 200V199H102ZM127 200V199H126ZM193 200V199H192ZM202 200V199H201ZM222 200V199H221ZM100 201V200H99ZM98 201V202H99ZM145 201V200H144ZM148 201V200H147ZM159 201V200H158ZM212 201V200H211ZM226 201V200H225ZM138 202V201H137ZM152 202V201H151ZM156 202V201H155ZM213 202V201H212ZM244 202V201H243ZM69 203H72L71 206L72 208L75 207L76 205H79L78 208H80L81 211V216L82 217V221L85 220L84 222H88V224H86L85 226L81 225V223L77 224V222L75 223V219L72 220L73 221H69L68 216H65L64 218H59V215H57V211H59V209H62L63 207L67 208L70 206ZM115 203V202H114ZM159 203V207H161ZM199 203V202H198ZM204 203V202H202ZM210 203V202H209ZM150 204V203H149ZM152 204V203H151ZM200 204V203H199ZM205 204V203H204ZM211 204V203H210ZM137 205V204H136ZM193 205L198 209L197 206H199L198 204L196 205V203ZM153 206V205H152ZM182 206V207H181ZM142 207V206H141ZM144 207V206H143ZM204 207V206H203ZM214 207V206H213ZM34 208V209H32ZM50 208V209H49ZM64 208V210H66ZM70 208V207H69ZM68 208V209H69ZM71 208V209H72ZM104 208V207H102ZM133 208V209H132ZM206 208H211V206H206ZM225 207H223L224 209ZM1 209V208H0ZM20 209H24V210H34L32 213L26 214L23 217V214L19 215L18 213L20 212ZM90 209V210H89ZM150 209V208H149ZM153 209V208H152ZM158 209V208H157ZM162 209V208H161ZM200 209V207H199ZM235 209V208H234ZM89 210V211H88ZM133 210V211H131ZM151 210V209H150ZM202 210V208H201ZM63 211V210H62ZM91 211V212H90ZM139 211V210H138ZM157 211V210H156ZM155 211V213H156ZM160 211V208H159ZM9 212V213H8ZM42 212L46 213L47 216L46 217H41L44 216L45 214H42ZM94 212L93 215H91L90 213ZM146 212V211H145ZM39 213V214H38ZM96 213V214H95ZM149 213V210H148ZM147 213V214H148ZM154 213V214H155ZM68 214V213H67ZM103 214L109 216V219L112 218H116L118 220V222H111V225L109 226L108 223H106L104 225V227L101 225V218L102 216H104ZM207 214V211H206ZM3 215V216H2ZM66 215V214H65ZM151 215V214H150ZM153 215V214H152ZM166 215V214H165ZM170 215V216H171ZM239 215V214H238ZM61 216V215H60ZM148 216V215H147ZM211 216V215H210ZM215 216V215H214ZM3 220H5V225H2V218ZM52 218V221H48V219ZM79 217V216H78ZM120 217V218H119ZM146 217V216H145ZM162 217V216H160ZM239 217V216H238ZM169 218V217H168ZM207 218V217H206ZM205 218V219H206ZM215 218V217H214ZM240 218V217H239ZM142 221V224L139 223V221ZM190 219V218H189ZM201 219V218H200ZM238 219V218H237ZM25 220V221H24ZM170 220V219H169ZM191 220H193V218H191ZM213 220V219H212ZM240 220V219H239ZM8 221H10V223H8ZM147 221V222H145ZM174 221V220H173ZM205 221V220H204ZM217 221V220H216ZM235 221V220H234ZM23 225L20 226V223ZM134 222L137 226L139 227H135ZM166 222V221H165ZM193 222V221H192ZM214 222V221H213ZM67 223L68 227H66ZM145 223V226H143ZM147 223V225H146ZM161 223V222H160ZM159 223V224H160ZM164 222H162L163 224ZM177 223V221H176ZM190 223V222H189ZM208 223V222H207ZM223 223V222H222ZM158 224V225H159ZM172 223L167 222V228H173L176 231H178L177 233H181L183 235V232L186 233L188 230L185 227V225H180V224H175L174 227L173 225H171ZM226 224V223H225ZM132 227H131V226ZM189 224H187L186 226L188 227ZM192 225V224H191ZM202 225V224H200ZM208 225V224H207ZM233 225V224H232ZM160 226V225H159ZM193 226V225H192ZM191 226V227H192ZM212 226V225H211ZM158 227V226H156ZM190 227V225H189ZM203 225L198 227L199 229H201L203 231ZM229 227V226H228ZM240 226L237 227H233V228H240ZM251 227V226H250ZM88 231L86 232L85 230ZM159 228V227H158ZM196 227L193 226L191 229H195ZM210 228V227H209ZM155 229V227H154ZM166 229V228H165ZM172 229V230H173ZM190 229V228H189ZM207 229V228H206ZM205 229V230H206ZM226 229V228H225ZM230 229H226L221 231L223 233H227ZM237 230V229H236ZM152 231V230H151ZM150 231V232H151ZM168 231V230H167ZM232 231V229H231ZM230 231V232H231ZM246 231V230H245ZM248 231V230H247ZM75 232H77L81 237L76 236ZM170 232V230H169ZM205 232V231H203ZM202 232V233H203ZM218 232V231H217ZM146 233V232H145ZM175 233V231H174ZM176 233V234H177ZM196 233V231H195ZM206 233V232H205ZM244 233V232H243ZM263 233V232H262ZM99 234H100V239H99ZM173 234V233H172ZM248 234V232H247ZM250 234V233H249ZM178 235V234H177ZM176 235V236H177ZM236 236V235H235ZM249 236V235H247ZM228 237V236H226ZM167 238V237H166ZM181 238V237H180ZM221 238V237H220ZM245 238V237H244ZM184 239V238H183ZM240 239V238H239ZM260 240V239H259ZM48 241V242H47ZM91 241V242H90ZM133 241V243H132ZM159 241V239H158ZM218 241V240H217ZM59 242L61 244V246H65L67 248H69V251L67 254L63 255L60 252V249H54L51 248L53 245H51V243H56ZM147 243V242H146ZM158 243L157 242L155 246H149V247H145L141 252L142 255H146V256H151L153 254H156V256H160V258L162 259H170V256H173L174 254H176L177 252H173L172 255L168 254L169 252L173 251L175 249H170L168 246H164V248L162 247V245L160 246L161 248L159 249L158 247ZM86 244H88L89 246L86 247ZM148 244V243H147ZM126 245V246H125ZM188 245V244H187ZM192 245V244H191ZM253 245V244H252ZM251 245V246H252ZM137 246V245H134ZM186 246V245H185ZM204 246V245H203ZM208 246V245H207ZM248 246V245H247ZM213 247V246H212ZM50 249V251H47V249ZM74 248H76V251L74 252ZM194 248V246H193ZM246 248V247H245ZM250 248V247H249ZM132 249V248H130ZM184 249V248H183ZM186 249V247H185ZM189 249V248H187ZM186 249V250H187ZM241 249V248H240ZM134 250V249H133ZM132 250V252H133ZM136 250V249H135ZM51 252L50 254L47 255L46 260H49V263H45V257L46 254L45 252ZM54 251L59 252L54 253ZM189 251V250H188ZM198 251V250H197ZM92 252V251H91ZM137 252V251H136ZM182 252V251H181ZM187 252V251H186ZM204 252V251H203ZM134 253V252H133ZM132 253V254H133ZM180 253V252H178ZM177 253V254H178ZM184 252H182L183 254ZM261 253V252H260ZM75 254V256H74ZM79 254V257H77V255ZM209 254V253H207ZM137 255V253H136ZM164 255V257L162 256ZM245 255V254H244ZM252 255V254H251ZM162 256V257H161ZM206 256V255H205ZM249 256V255H248ZM77 257V258H76ZM136 257V256H135ZM140 257V256H139ZM139 257L137 259H139ZM169 257V258H168ZM134 258V257H133ZM143 258V257H142ZM159 258V257H158ZM159 258V259H160ZM179 258V257H177ZM251 259V257H249ZM80 259H83L82 263H80ZM141 259V258H140ZM185 259V258H184ZM262 259V258H261ZM152 260V259H151ZM155 260V259H153ZM179 260V259H178ZM102 261V260H100ZM130 261V260H129ZM169 261V260H168ZM133 262V261H132ZM139 262V261H138ZM137 262V264H138ZM170 262V261H169ZM175 262V261H173ZM198 262V261H197ZM136 263V261H135ZM146 263V262H145ZM104 264V263H103ZM143 264V263H142ZM159 264V263H158ZM175 264V263H174ZM264 264V263H263Z\"/></svg>", "mask_w": 264, "mask_h": 264}, {"label": "built area", "instance_id": "2783aa9c", "mask_svg": "<svg viewBox=\"0 0 264 264\" xmlns=\"http://www.w3.org/2000/svg\"><path fill=\"white\" fill-rule=\"evenodd\" d=\"M17 132L21 133L19 140L23 144L9 140L8 130L0 133V211L3 213L15 203L29 207L42 198L62 199L73 191L68 184L57 181L58 167L54 166L73 156L71 140L57 135L50 127ZM60 189L67 192L59 193ZM33 211L20 209L18 214L24 217Z\"/></svg>", "mask_w": 264, "mask_h": 264}]
</instances>
